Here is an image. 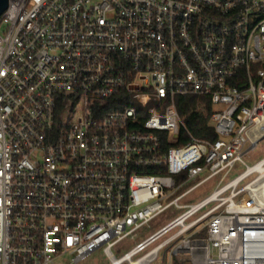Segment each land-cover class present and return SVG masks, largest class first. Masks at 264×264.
<instances>
[{"label": "built area", "instance_id": "1", "mask_svg": "<svg viewBox=\"0 0 264 264\" xmlns=\"http://www.w3.org/2000/svg\"><path fill=\"white\" fill-rule=\"evenodd\" d=\"M0 16V264L98 249L109 264H264V157L245 160L264 135V0H9ZM190 95L210 98L216 138L188 128Z\"/></svg>", "mask_w": 264, "mask_h": 264}, {"label": "rangeland", "instance_id": "2", "mask_svg": "<svg viewBox=\"0 0 264 264\" xmlns=\"http://www.w3.org/2000/svg\"><path fill=\"white\" fill-rule=\"evenodd\" d=\"M1 22H2V17L0 16V23ZM263 157H264V135L259 140L257 146L251 149L248 152V154L245 155V160L247 161L248 164H254ZM243 169L244 166L238 163L236 165L235 170L232 171L233 173L232 175L238 174ZM199 179L200 178H196L192 180L190 183L187 184L185 188L195 184ZM219 179H220V175H217L206 180L198 188L192 191V193H190L184 199H182L180 203H195L198 200L202 199L203 197L209 195L216 187ZM183 210L184 208L178 207L175 204H172L169 207H167L163 212H161L151 220L144 223L141 227L136 229L129 237L123 240L120 243L122 249L119 253L128 250L130 247H132L135 244L136 241L142 240L147 236H149L150 234H152L153 232H155L156 230H158L164 224H166L171 219L179 215ZM206 235H207V228L204 227L203 225L199 226L198 233L196 234V236L204 237ZM57 264H64V263L62 260H59ZM81 264H109V262L103 250L98 249Z\"/></svg>", "mask_w": 264, "mask_h": 264}, {"label": "trees", "instance_id": "3", "mask_svg": "<svg viewBox=\"0 0 264 264\" xmlns=\"http://www.w3.org/2000/svg\"><path fill=\"white\" fill-rule=\"evenodd\" d=\"M177 104L193 135L199 138H216L215 129L211 123L213 104L210 98L202 95L179 96ZM187 140L188 138H182L179 143Z\"/></svg>", "mask_w": 264, "mask_h": 264}, {"label": "water", "instance_id": "4", "mask_svg": "<svg viewBox=\"0 0 264 264\" xmlns=\"http://www.w3.org/2000/svg\"><path fill=\"white\" fill-rule=\"evenodd\" d=\"M9 0H0V14L7 7Z\"/></svg>", "mask_w": 264, "mask_h": 264}]
</instances>
